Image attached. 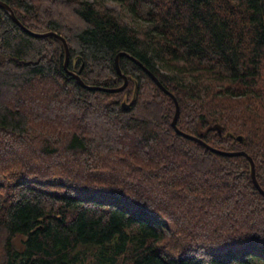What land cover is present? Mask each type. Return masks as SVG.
Instances as JSON below:
<instances>
[{"label":"trees","instance_id":"trees-1","mask_svg":"<svg viewBox=\"0 0 264 264\" xmlns=\"http://www.w3.org/2000/svg\"><path fill=\"white\" fill-rule=\"evenodd\" d=\"M4 1L86 83L138 58L178 127L246 150L264 188V0ZM65 58L0 6V264H264L248 157L178 133L129 55L119 91Z\"/></svg>","mask_w":264,"mask_h":264},{"label":"water","instance_id":"water-1","mask_svg":"<svg viewBox=\"0 0 264 264\" xmlns=\"http://www.w3.org/2000/svg\"><path fill=\"white\" fill-rule=\"evenodd\" d=\"M0 6L5 8L9 12V14L12 16V18L20 26H22L28 33H30L32 35H35V36H46V35H49V34H54L57 37H59L63 41L64 46H65V50H66V58H65V63H64L65 69L70 74H72L82 86L87 87L88 89H101V90H106V91H119V90L124 89L126 87L127 83H128V76L121 69L120 57H121L122 54L129 55L134 61H136L138 64H140L154 78V80L161 86V88L164 89V91L169 93L174 98V100H175V113H174L173 118H172V125L174 126L176 131L178 133L186 136V137H189V138H192V139H195V140L201 142L206 147H208L209 149H211V150H213L215 152H219V153L227 154V155H237V154L246 155L248 157V159H249V162H250V172H251V176H252L253 182L256 185V187L264 194V188L259 183L257 175H256L255 161H254L253 157L246 150H244V149L226 150V149H223V148L215 147V146L207 143L201 136L189 133V132L184 131V130H182L181 128L178 127L177 119H178V116H179V113H180V105H179L178 99L176 98V96L174 95L173 92H171L167 87L164 86V84L160 81V79L157 77V75L152 70H150L148 67H146L138 58L134 57L133 55H130V53H128L126 51H120V52L117 53V55H116V68H117L119 74L123 77V82L119 86L109 87V86H103V85H98V84L86 83L78 72H76L74 70H70L68 68V61H69V54H70L69 45H68L67 40L65 39V37L62 34L56 32V31H53V30L37 31V30L31 29V28H29L28 26H26L24 23H22L19 20V18L17 17L15 11L13 10V8L6 1L0 0ZM123 105H124L125 108H127L129 104H128V102L123 101ZM216 128L219 131H221L220 127L216 126ZM237 138L239 140H242V136L241 135H238Z\"/></svg>","mask_w":264,"mask_h":264},{"label":"rangeland","instance_id":"rangeland-1","mask_svg":"<svg viewBox=\"0 0 264 264\" xmlns=\"http://www.w3.org/2000/svg\"><path fill=\"white\" fill-rule=\"evenodd\" d=\"M109 5L114 6L115 8H119V5L114 1H109Z\"/></svg>","mask_w":264,"mask_h":264}]
</instances>
